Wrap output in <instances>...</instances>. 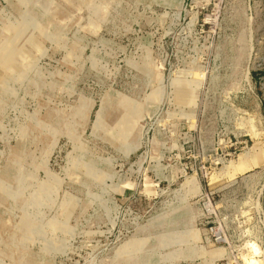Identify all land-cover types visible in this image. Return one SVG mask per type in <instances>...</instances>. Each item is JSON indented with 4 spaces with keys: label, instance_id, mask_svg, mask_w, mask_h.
<instances>
[{
    "label": "rangeland",
    "instance_id": "1",
    "mask_svg": "<svg viewBox=\"0 0 264 264\" xmlns=\"http://www.w3.org/2000/svg\"><path fill=\"white\" fill-rule=\"evenodd\" d=\"M0 264H264V0H0Z\"/></svg>",
    "mask_w": 264,
    "mask_h": 264
},
{
    "label": "bare ground",
    "instance_id": "2",
    "mask_svg": "<svg viewBox=\"0 0 264 264\" xmlns=\"http://www.w3.org/2000/svg\"><path fill=\"white\" fill-rule=\"evenodd\" d=\"M246 159H247V158H246ZM250 246H251L252 249L255 251V253H256V251H258V247H256V245L251 244ZM247 255H248V254H247Z\"/></svg>",
    "mask_w": 264,
    "mask_h": 264
}]
</instances>
